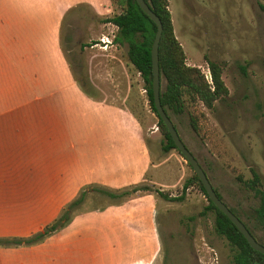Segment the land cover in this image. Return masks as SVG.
I'll return each instance as SVG.
<instances>
[{
    "label": "rangeland",
    "instance_id": "1",
    "mask_svg": "<svg viewBox=\"0 0 264 264\" xmlns=\"http://www.w3.org/2000/svg\"><path fill=\"white\" fill-rule=\"evenodd\" d=\"M186 64L221 65L227 94L171 114L222 200L246 218L264 189V0H167ZM0 264H228L230 247L162 135L118 0H0ZM93 44V45H92ZM163 79L160 78V86ZM156 126V128H155ZM7 239H12V242Z\"/></svg>",
    "mask_w": 264,
    "mask_h": 264
},
{
    "label": "trees",
    "instance_id": "2",
    "mask_svg": "<svg viewBox=\"0 0 264 264\" xmlns=\"http://www.w3.org/2000/svg\"><path fill=\"white\" fill-rule=\"evenodd\" d=\"M144 1L159 17L162 26L157 46L160 104L170 119L172 113L180 114L186 110L192 129H196L193 115L188 110V106L198 100L205 107L212 108L214 101L228 92L221 77V65L216 60H206L210 72V81H207L197 66L186 64L182 47L173 33L167 0ZM118 5L119 10L117 12L105 16L102 20L111 22L116 26L113 35L114 41L118 43L125 41L127 44L128 61L139 72L146 88L149 107L157 117L156 123L162 135L160 148L162 151H167L170 148H175V146L163 121L155 111L150 88V44L156 27L155 23L140 9L135 0H118ZM160 78L163 79L162 86H160ZM172 123L176 128L175 123L173 121ZM238 180L244 187L251 190L252 195L257 198L256 205L250 208L246 218L251 221L254 228H259L264 233V189L260 185L259 175L251 171L250 177L246 179L238 177ZM191 184H195L206 197L207 203L203 207L202 213L207 210L213 212L212 227L214 232L224 237L229 244L228 264H264V255L250 247L235 225L210 201L194 173L182 182L179 194L169 195L161 189H156V192L165 199L179 200L184 196V189ZM212 187L222 200L218 190L213 185ZM227 206L244 223L254 238L264 244L256 237L252 227L240 217L237 211L231 206ZM7 240L12 242V239Z\"/></svg>",
    "mask_w": 264,
    "mask_h": 264
},
{
    "label": "water",
    "instance_id": "3",
    "mask_svg": "<svg viewBox=\"0 0 264 264\" xmlns=\"http://www.w3.org/2000/svg\"><path fill=\"white\" fill-rule=\"evenodd\" d=\"M140 7V9L149 16V18L155 23V31L150 44V88L152 94V103L155 108L157 115L163 121L172 141L179 152V154L185 159V161L190 165L194 174L199 179L202 184L207 197L210 201L221 210L228 219L235 225V227L241 232V234L246 239L247 243L253 249L259 251L264 255V244L258 242L254 236L249 232L244 223L228 208V206L217 196L212 184L210 183L204 169L198 162L196 157L187 148L184 142L181 140L176 128L174 127L171 119L164 111L159 100V69H158V56H157V46L158 40L161 33V21L159 17L149 8L144 0H135Z\"/></svg>",
    "mask_w": 264,
    "mask_h": 264
},
{
    "label": "built area",
    "instance_id": "4",
    "mask_svg": "<svg viewBox=\"0 0 264 264\" xmlns=\"http://www.w3.org/2000/svg\"><path fill=\"white\" fill-rule=\"evenodd\" d=\"M98 39H99V40H98L99 42H94L93 44H96V43H102V45H101L102 48H105L108 44H111L112 41H113V37H108V36H106V35H103L102 37H99ZM93 44H92V45H93ZM202 74H203L204 78H205L207 81H210V72H209V68H208V66H206V68H202ZM140 91H141L143 94H145V96H146V88H145L144 85L140 87ZM146 99H147V98H146ZM155 128H156V126H155Z\"/></svg>",
    "mask_w": 264,
    "mask_h": 264
},
{
    "label": "crops",
    "instance_id": "5",
    "mask_svg": "<svg viewBox=\"0 0 264 264\" xmlns=\"http://www.w3.org/2000/svg\"><path fill=\"white\" fill-rule=\"evenodd\" d=\"M3 13H4L3 10L0 9V16H1Z\"/></svg>",
    "mask_w": 264,
    "mask_h": 264
}]
</instances>
